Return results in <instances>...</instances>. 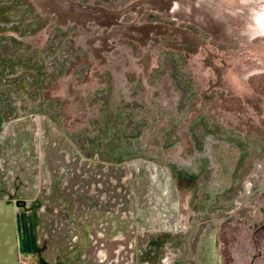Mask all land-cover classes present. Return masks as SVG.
I'll return each mask as SVG.
<instances>
[{
	"label": "rangeland",
	"instance_id": "obj_1",
	"mask_svg": "<svg viewBox=\"0 0 264 264\" xmlns=\"http://www.w3.org/2000/svg\"><path fill=\"white\" fill-rule=\"evenodd\" d=\"M263 10L0 0L15 264H264Z\"/></svg>",
	"mask_w": 264,
	"mask_h": 264
},
{
	"label": "crops",
	"instance_id": "obj_2",
	"mask_svg": "<svg viewBox=\"0 0 264 264\" xmlns=\"http://www.w3.org/2000/svg\"><path fill=\"white\" fill-rule=\"evenodd\" d=\"M15 232L13 206L7 200H0V264H15L17 260Z\"/></svg>",
	"mask_w": 264,
	"mask_h": 264
},
{
	"label": "bare ground",
	"instance_id": "obj_3",
	"mask_svg": "<svg viewBox=\"0 0 264 264\" xmlns=\"http://www.w3.org/2000/svg\"><path fill=\"white\" fill-rule=\"evenodd\" d=\"M254 22L261 34L264 36V10L259 11L256 15H254Z\"/></svg>",
	"mask_w": 264,
	"mask_h": 264
}]
</instances>
